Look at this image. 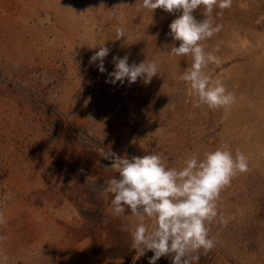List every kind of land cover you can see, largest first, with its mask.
I'll list each match as a JSON object with an SVG mask.
<instances>
[{
    "label": "rangeland",
    "instance_id": "374dc122",
    "mask_svg": "<svg viewBox=\"0 0 264 264\" xmlns=\"http://www.w3.org/2000/svg\"><path fill=\"white\" fill-rule=\"evenodd\" d=\"M179 14L137 0H0V264H149L154 253L133 248L138 218L113 216L112 194L93 187L118 175L101 149L159 154L179 169L221 146L243 152L248 171L221 191L208 225L215 247L198 264H264V0L215 8L221 30L201 41L220 60L207 74L236 96L227 108L197 107L179 79L192 64L168 54ZM118 26L131 38L116 39ZM103 45L101 73L90 61ZM114 56L155 61L158 75L106 82Z\"/></svg>",
    "mask_w": 264,
    "mask_h": 264
},
{
    "label": "clouds",
    "instance_id": "9594fccd",
    "mask_svg": "<svg viewBox=\"0 0 264 264\" xmlns=\"http://www.w3.org/2000/svg\"><path fill=\"white\" fill-rule=\"evenodd\" d=\"M233 0H137L139 7L151 10L163 9L168 13H180L169 24L168 35L173 43L169 49L172 56H191V67L179 77L186 82L197 97L196 106L206 105L209 109L227 108L236 101L223 83L213 81L206 70L210 64H219V58L206 52L201 41L211 38L221 30L214 24L213 12L230 8ZM197 9L203 10L204 18L197 20L193 15ZM216 12L215 15H221ZM130 39L123 26L116 28V39ZM110 49L104 45L98 48L90 62L98 63L104 73V58ZM114 71L109 73L110 81L135 83L143 78L150 83L158 75L157 62L144 60L139 64L128 63V57L114 56ZM167 107V106H166ZM102 158L111 161L110 167L118 175L106 182V187H93L99 196L112 194L110 201L113 216L125 214L130 209L138 223L131 235L137 255L146 251L154 255L149 264H156L161 257L170 256L172 264H194L199 261V251L207 252L215 247V239L209 235L208 225L218 216L217 201L221 191L231 184L238 173L248 171V157L239 149L235 155L227 146L207 151L201 158L193 153L182 168L169 167L159 154L143 156L118 155L111 150L101 149ZM88 180H93L91 176ZM7 199V195H5ZM222 217V214H220ZM148 218L154 221L152 230L143 223ZM4 213L0 211V224L4 223ZM124 231H129L124 226ZM4 239V237H0ZM6 259V257H5Z\"/></svg>",
    "mask_w": 264,
    "mask_h": 264
}]
</instances>
